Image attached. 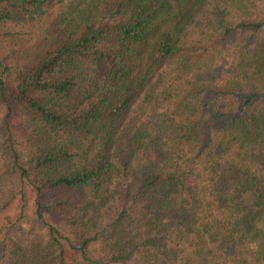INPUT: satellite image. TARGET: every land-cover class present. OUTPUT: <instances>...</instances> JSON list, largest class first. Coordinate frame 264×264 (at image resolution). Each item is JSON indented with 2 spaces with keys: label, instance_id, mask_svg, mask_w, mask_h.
<instances>
[{
  "label": "trees",
  "instance_id": "obj_1",
  "mask_svg": "<svg viewBox=\"0 0 264 264\" xmlns=\"http://www.w3.org/2000/svg\"><path fill=\"white\" fill-rule=\"evenodd\" d=\"M0 264H264V0H0Z\"/></svg>",
  "mask_w": 264,
  "mask_h": 264
},
{
  "label": "rangeland",
  "instance_id": "obj_2",
  "mask_svg": "<svg viewBox=\"0 0 264 264\" xmlns=\"http://www.w3.org/2000/svg\"><path fill=\"white\" fill-rule=\"evenodd\" d=\"M6 162H7V153L4 147L2 113L0 112V174H2L6 168ZM114 264H118V263H114Z\"/></svg>",
  "mask_w": 264,
  "mask_h": 264
}]
</instances>
